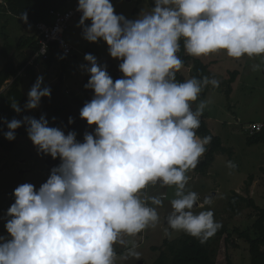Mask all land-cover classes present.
I'll return each instance as SVG.
<instances>
[{
  "label": "clouds",
  "instance_id": "obj_1",
  "mask_svg": "<svg viewBox=\"0 0 264 264\" xmlns=\"http://www.w3.org/2000/svg\"><path fill=\"white\" fill-rule=\"evenodd\" d=\"M75 11L82 39L103 41L122 75L114 79L107 63L84 54L83 87L92 96L79 110L91 129L82 141L75 131L50 126L44 115L0 118L8 129L5 139L14 141L15 130L26 125L37 155L59 159L39 187L24 182L10 193L14 202L0 215L5 230L0 264H116L117 244L127 248L122 260H139L141 253L125 237L156 227L157 209L167 199L165 192L143 195L150 186L175 187L168 228L205 243L222 224L206 207L213 196L201 200L187 187L188 173L211 142V136L196 133L206 105L201 101L194 111L192 104L206 86L219 87L220 81L207 76L178 81L184 62L177 53L182 42L192 57L224 51L235 60H264V0H153L135 18L118 13L113 0H77ZM20 19L31 28L27 12ZM41 45L37 56L47 52ZM43 83L38 75L25 109L51 98V86L41 88ZM11 108L22 111L18 102ZM68 123H74L71 116ZM227 166L236 167L232 161Z\"/></svg>",
  "mask_w": 264,
  "mask_h": 264
},
{
  "label": "rangeland",
  "instance_id": "obj_2",
  "mask_svg": "<svg viewBox=\"0 0 264 264\" xmlns=\"http://www.w3.org/2000/svg\"><path fill=\"white\" fill-rule=\"evenodd\" d=\"M113 2L116 11L124 13L129 18H135L142 9L144 12L151 9L148 0H113ZM76 3L77 0H70L69 6L74 7ZM78 19L79 16H76L72 20L71 27L65 35L67 42L74 48L72 54L68 56L70 60L66 66L57 61L51 73L46 74L50 79L44 81L41 88L45 85L51 86L59 83L61 75H64L65 90L70 91V94H81L83 80L87 74L81 67L87 62L83 59L85 53L96 55L98 62L118 64V61L108 55L107 46L103 41L89 43L82 39L81 29L76 27ZM53 20L52 18L51 21ZM5 34L8 35L6 32ZM6 35L1 38L2 41L10 40ZM15 35H19V30L13 28L9 36L15 38ZM199 59L208 65L207 77L215 78L220 82L229 80L231 72H239L236 81L232 84L230 96L227 93V85L214 89L210 84L211 87L202 100L206 107L201 117L210 118L208 120L210 129L221 137L224 146L230 148L233 153L232 157L229 154L218 153L206 174L196 172L195 169L190 171L187 187L196 191L201 200L207 195L213 196V203L206 207L213 210L217 222L231 229L236 226L242 229H253V224L258 219V212L249 201L254 200L257 206L264 208V143L249 146L246 140L248 128L252 124L264 123V60L260 57L248 58L247 56L235 60L229 58L224 51L207 57H199ZM256 64L261 65L260 71L253 70ZM191 67L192 63L183 64L180 73L184 76V80L193 78ZM40 73L44 75V67L40 68ZM27 85L25 87L26 96L31 88ZM200 102L192 105L194 111ZM38 110L39 106L35 109H28L29 115H35ZM228 161L235 163L236 167L229 168ZM44 169L43 158L37 155L36 148L28 136L19 139L12 151H4L0 148V215H3L4 210L14 202L10 193L18 184L31 182L39 187L44 182ZM161 192L167 194V199L164 200L163 206L157 209L160 216L157 226L150 227L135 237H125L128 247L136 245V250L141 253L140 259L122 260L121 257L126 254L127 248L117 244L114 245L117 253L116 264H153L159 256V252L152 249L154 246H161L165 239L175 240L186 234L182 231H172L166 222L172 210L170 201L175 198L174 186L169 189L168 187L150 186L143 195H158ZM235 193L245 199L238 204L236 212L229 207L230 199ZM196 211L199 212L200 209ZM166 230L171 233L170 237L165 234ZM4 232L3 222L0 221V234ZM238 242L239 248L237 249L225 248L223 242L216 239L213 243L218 251L217 260H224L229 254L235 264H251L249 244L244 240Z\"/></svg>",
  "mask_w": 264,
  "mask_h": 264
},
{
  "label": "trees",
  "instance_id": "obj_3",
  "mask_svg": "<svg viewBox=\"0 0 264 264\" xmlns=\"http://www.w3.org/2000/svg\"><path fill=\"white\" fill-rule=\"evenodd\" d=\"M69 2L70 0H6L5 4H0V11L3 9L14 16H20L23 12H27L28 21L36 25L42 21L50 22L53 18V12L63 11L73 7H69ZM148 3L151 7L153 6V0H148ZM70 27L71 23L69 28ZM16 47L18 50H25L21 64L17 65L15 59L12 56H8L6 64L0 70V118H7L9 122L13 118L22 120L24 116H30L28 109L24 108L28 99L21 89L23 75H21L20 72L24 69V72L32 74L35 79V65L37 63H43L47 74L57 61H60L66 66L68 60H70L68 57L69 55H64L63 49L56 48L52 51L47 61L36 59L34 63H32L30 59L39 49L37 37H22L19 39ZM62 55L65 56L64 59L59 58ZM177 55L183 60V64L192 63V77L199 79L207 76L209 69L208 65L201 59L186 54L182 42L181 50ZM99 63H107L108 71L114 79L121 77L122 74L118 70V64L102 61ZM86 65H88V62H86ZM230 74L231 78L229 80L222 81L219 87L212 86V88L218 89L227 85V93L230 96L232 84L236 81L239 72L233 71ZM63 77L64 75H61L60 82L51 85V98L42 97L39 110L32 117L39 119L41 115H44L45 118L49 120L50 126L61 127L65 133L75 131L77 133V139L82 141L84 132L86 130L91 131V129H87L86 122L79 118L80 108L83 106L84 102L91 99L92 96L91 90H86L83 87L87 82L88 74H86L83 80L81 94L78 95L75 93L70 94V91L65 90V79ZM11 79H13L12 83L9 84L6 89H3ZM177 80L181 82L184 81V76L180 72L177 73ZM210 87L209 84L202 90L196 101L197 103L206 97ZM13 102L19 103L22 109L20 113H16L11 108V103ZM196 102H193V104ZM70 116L74 119V123H68V118ZM53 117L56 119L53 120ZM200 120V127L196 130L197 136L200 138L211 136V142L206 146L207 150L200 158V162L195 170L201 174H206L214 163L218 153L229 154L232 157L233 152L230 148L224 146L220 136L212 132L204 117H200ZM26 127V125H22L20 128L16 129V139L14 141H8L3 136V133L8 131V129L6 124L0 120V148L4 151H12L18 143V140L27 136ZM247 132V145L252 146L264 143V129L255 134H251L249 131ZM43 161L45 163V169L43 171V179L45 181L50 168L58 165L59 159L53 160L49 155L44 156ZM243 200L245 199L241 195L235 193L229 202L230 209L236 212L238 210V204ZM249 203L251 206H254L255 210L258 212V219L253 224V229H242L238 226L231 229L227 225H222L215 235L209 238L205 243H201L198 238L188 234L175 240L165 239L161 246H154L152 248L154 251L159 252V256L153 264H235L229 254L226 255L224 260H217L218 251L213 243L216 239L222 241L225 248L233 247L236 249L239 248L238 241L244 240L249 244L251 264H264V208L257 206L254 200H250Z\"/></svg>",
  "mask_w": 264,
  "mask_h": 264
},
{
  "label": "crops",
  "instance_id": "obj_4",
  "mask_svg": "<svg viewBox=\"0 0 264 264\" xmlns=\"http://www.w3.org/2000/svg\"><path fill=\"white\" fill-rule=\"evenodd\" d=\"M5 2H6V0H0V4H5ZM69 3H68V5H69ZM0 19H3L2 21H0V70H1L4 67V65L6 64L8 56H12L15 59V62L17 65L21 64V62L24 58L25 50H18L16 45H17L19 39L22 37H37V30H36L35 24L28 21V23L31 25V28L29 29L28 25H26L20 19V16H14L10 12L4 11L3 9H1V11H0ZM13 28L19 30V35H15V38L14 37L12 38L9 36V33L13 31ZM5 32L8 35H6ZM4 34L6 35V37H8L10 39L9 41H2L1 40V38L5 37ZM26 50H29V49H26ZM75 56L76 55H74V57ZM42 66H43V63H41V62L37 63L35 65V75H36L35 79L33 78L32 74L24 72V69L20 72V74L23 75V83L21 85V89L24 91V93H25L26 84H28L27 86L32 87L33 84L35 83L37 76L43 75L42 73H40V68L44 67V66L43 67ZM54 66H55V64L53 65V67ZM53 67L50 69V71H48V74L51 73V71L53 70ZM43 76L45 77L44 81H46L48 79V75H46V72L44 73ZM12 81H13V79L9 80L3 89H6L8 87V85L12 83ZM51 81H52V79H51ZM204 118H205L206 122L208 123V120L210 118L209 117H204ZM209 127H210V125H209ZM168 189H169V187H168Z\"/></svg>",
  "mask_w": 264,
  "mask_h": 264
},
{
  "label": "built area",
  "instance_id": "obj_5",
  "mask_svg": "<svg viewBox=\"0 0 264 264\" xmlns=\"http://www.w3.org/2000/svg\"><path fill=\"white\" fill-rule=\"evenodd\" d=\"M77 13L75 9H66L63 11H56L52 13L53 21H42L36 24L37 40L39 43V52L41 48V42L47 45V52L44 55L37 56V52L31 58V62L34 63L36 59L47 61L50 58L52 51L56 48L63 49L64 55H71L73 47L65 39V33L69 29L70 23ZM264 129V123L252 124L248 131L251 134H255Z\"/></svg>",
  "mask_w": 264,
  "mask_h": 264
},
{
  "label": "bare ground",
  "instance_id": "obj_6",
  "mask_svg": "<svg viewBox=\"0 0 264 264\" xmlns=\"http://www.w3.org/2000/svg\"><path fill=\"white\" fill-rule=\"evenodd\" d=\"M75 7H76V6L71 7V8H69V9H75ZM76 16H79V15H76ZM76 16H75V17H76ZM75 17H74V18H75ZM74 18H73V19H74ZM35 27H36V25H35ZM36 30H37V29H36ZM66 32H67V31H66ZM65 35H66V33H65ZM65 39H66V37H65ZM66 40H67V39H66ZM70 45H71V44H70ZM73 50H74V48H73Z\"/></svg>",
  "mask_w": 264,
  "mask_h": 264
},
{
  "label": "flooded vegetation",
  "instance_id": "obj_7",
  "mask_svg": "<svg viewBox=\"0 0 264 264\" xmlns=\"http://www.w3.org/2000/svg\"><path fill=\"white\" fill-rule=\"evenodd\" d=\"M167 219V218H166Z\"/></svg>",
  "mask_w": 264,
  "mask_h": 264
}]
</instances>
